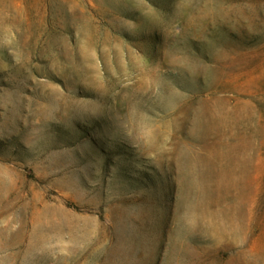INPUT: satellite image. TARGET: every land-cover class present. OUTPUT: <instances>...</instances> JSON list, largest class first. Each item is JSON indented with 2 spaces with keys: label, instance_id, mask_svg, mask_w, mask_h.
<instances>
[{
  "label": "rangeland",
  "instance_id": "374dc122",
  "mask_svg": "<svg viewBox=\"0 0 264 264\" xmlns=\"http://www.w3.org/2000/svg\"><path fill=\"white\" fill-rule=\"evenodd\" d=\"M0 264H264V0H0Z\"/></svg>",
  "mask_w": 264,
  "mask_h": 264
}]
</instances>
